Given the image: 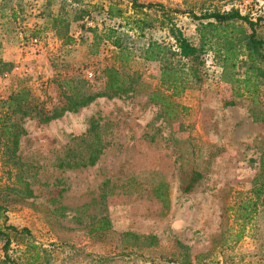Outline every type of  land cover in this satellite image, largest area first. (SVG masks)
Returning a JSON list of instances; mask_svg holds the SVG:
<instances>
[{
    "label": "rangeland",
    "instance_id": "374dc122",
    "mask_svg": "<svg viewBox=\"0 0 264 264\" xmlns=\"http://www.w3.org/2000/svg\"><path fill=\"white\" fill-rule=\"evenodd\" d=\"M61 2L0 0V61L10 66L0 76L1 118L11 113L20 119L4 106L16 93L51 111L64 102L63 93L80 90L82 80V90L104 88L111 47L96 51L81 23L71 25L76 42L66 47L45 30L46 16L56 15ZM130 2L65 4L97 5L87 28L100 29L116 22L105 14L110 5L137 16ZM137 2L171 12L195 44L198 24L190 14L202 9L260 17L257 31L264 39V0ZM147 14L154 23L146 39L169 42L158 15ZM237 68L242 79L245 68ZM127 71L139 76L132 93L96 99L48 124L23 117L18 123L25 133L14 153L0 130V206L7 226L29 232L11 236L7 260L0 243V264H264V195L251 220L242 221L237 212L264 166V79L256 92L258 80L252 79L247 93L222 80L208 53L200 81L169 97L158 63L136 58ZM92 127L107 143L96 164L56 168L67 149L87 153L76 139ZM19 179L29 184L32 197H21ZM101 219L110 224L105 234L93 231Z\"/></svg>",
    "mask_w": 264,
    "mask_h": 264
},
{
    "label": "trees",
    "instance_id": "16d2710c",
    "mask_svg": "<svg viewBox=\"0 0 264 264\" xmlns=\"http://www.w3.org/2000/svg\"><path fill=\"white\" fill-rule=\"evenodd\" d=\"M67 1L62 0L56 15L46 16L45 30L52 32L54 37L66 47L76 42L70 34L71 25L81 23V29L91 35L90 38H86L90 39L91 47H94L96 51L100 47H111V64L102 71L105 78L104 88L95 93L88 89L82 90V87L86 85V81L82 80L80 90L71 89L68 93H63L64 102L51 111H44L40 105L26 100L17 93L12 95L7 102H4V106L12 113L17 110L20 113V119L17 121L12 119L11 113L5 114V119L0 117V130L11 145L12 153L17 149L19 137L25 133L18 123L23 117L34 115L40 124H48L60 119L66 113L78 112L96 99H113L132 93L139 76L137 73L126 72V70L136 58L159 64L160 83L169 91V97L180 96L187 90L191 81H200L201 71L205 66V56L208 53H212L215 65L221 69V78L224 82L236 86L242 85L247 92L249 91L247 88L251 86V80L253 79L254 82L258 80V83L255 82L253 85L256 92L260 86L259 80L261 82L264 79V39L258 36L257 31L261 23L260 17L252 21L237 10L219 12L202 9L199 15L192 13L191 18L198 24L195 30L198 42L195 44L185 36L182 29L173 23L172 13L160 5L139 4L137 0H131L130 8L137 16H127L119 7L110 5L105 14L110 20L116 22L111 25L104 24L99 29L97 25L94 28H87V23L91 22L92 9L97 10V5L75 8L72 4L66 5ZM72 2L77 3V0ZM148 12L157 14L161 19L160 25L167 28L169 42L159 43L146 39L145 33L153 28L154 23ZM174 13L182 14L183 12ZM81 42L85 43L86 40L82 39ZM238 64L245 68L242 79L237 77ZM9 67L0 61V76L4 69L8 71ZM241 95L242 93H238L236 96ZM99 131L98 128L92 127L84 136L76 139L85 146L86 154H80L78 149L73 151L67 149L65 156L60 158L55 167L67 170L93 167L107 145L102 141ZM196 178L198 180L199 176ZM19 181L24 184L20 179ZM195 182L196 180L192 179L191 185ZM19 193L22 198L32 197L28 183L24 184L22 193ZM263 195L264 166L262 165L259 177L253 181L250 196L238 208L237 212L241 213L242 221L251 220L262 202ZM0 220L3 222L0 226V243L3 244L4 259L7 260L6 252L12 242L11 236L29 235V232L26 229L18 231L15 227L7 226L1 206ZM96 226L93 231L103 234L110 229L106 219L99 220ZM27 251L30 253V246L27 247Z\"/></svg>",
    "mask_w": 264,
    "mask_h": 264
},
{
    "label": "built area",
    "instance_id": "2783aa9c",
    "mask_svg": "<svg viewBox=\"0 0 264 264\" xmlns=\"http://www.w3.org/2000/svg\"><path fill=\"white\" fill-rule=\"evenodd\" d=\"M92 26H93L92 22H88L87 23V27H92ZM33 43L36 44L37 43V40L34 39L33 40Z\"/></svg>",
    "mask_w": 264,
    "mask_h": 264
}]
</instances>
